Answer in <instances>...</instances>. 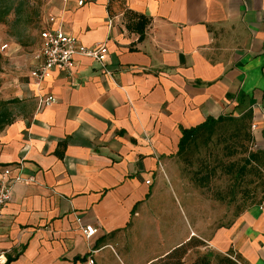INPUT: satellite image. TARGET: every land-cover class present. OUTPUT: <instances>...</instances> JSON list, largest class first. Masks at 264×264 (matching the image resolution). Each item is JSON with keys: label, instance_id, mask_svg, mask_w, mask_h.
Segmentation results:
<instances>
[{"label": "crops", "instance_id": "obj_1", "mask_svg": "<svg viewBox=\"0 0 264 264\" xmlns=\"http://www.w3.org/2000/svg\"><path fill=\"white\" fill-rule=\"evenodd\" d=\"M45 12L38 46L53 18L108 54L104 68L76 56L42 82L28 74L31 109L0 133V170L20 179L0 215V264H154L193 237L264 264L258 206L206 238L176 228L158 253L150 211L156 174L178 175L182 130L246 119L264 153V0H46ZM77 219L97 233L86 239Z\"/></svg>", "mask_w": 264, "mask_h": 264}, {"label": "rangeland", "instance_id": "obj_2", "mask_svg": "<svg viewBox=\"0 0 264 264\" xmlns=\"http://www.w3.org/2000/svg\"><path fill=\"white\" fill-rule=\"evenodd\" d=\"M13 1L14 6L24 4L19 14L11 11L0 24V102H9L7 108L14 121L31 109L27 105L30 97L26 96L28 74L38 48L46 0ZM5 43L10 44L9 50H1ZM251 137L246 120L224 121L214 129L208 142L198 136L181 156H176L178 175L156 174L150 211L157 226V253L167 249L176 228L194 230L206 238L212 230L229 225L246 210L264 208L263 154L259 152L258 159H249L258 151ZM193 239L192 245L197 244L199 239ZM207 253L210 264H216L218 256H225L204 248L203 243L189 250L184 264H192Z\"/></svg>", "mask_w": 264, "mask_h": 264}, {"label": "built area", "instance_id": "obj_3", "mask_svg": "<svg viewBox=\"0 0 264 264\" xmlns=\"http://www.w3.org/2000/svg\"><path fill=\"white\" fill-rule=\"evenodd\" d=\"M82 1H78L81 5ZM54 19L49 18L45 26L39 33L40 44L33 54L32 59L36 66L30 72V78L35 82H42L51 75L55 69L62 71H71L74 68V59L76 56H84L96 61L104 68L108 49L105 44H95L87 47L79 43L76 37L65 32L61 26H54ZM8 46L3 44L1 50H6ZM55 102V97L48 95L39 100V107L45 108ZM255 126H251L254 129ZM255 148V146H254ZM19 178L11 177V168L5 167L0 170V215L3 208L10 202L12 189ZM149 184L150 181H146ZM264 212V208H259ZM79 228L86 239L92 238L97 229L91 225H83L77 219ZM88 264H93L89 260Z\"/></svg>", "mask_w": 264, "mask_h": 264}, {"label": "trees", "instance_id": "obj_4", "mask_svg": "<svg viewBox=\"0 0 264 264\" xmlns=\"http://www.w3.org/2000/svg\"><path fill=\"white\" fill-rule=\"evenodd\" d=\"M23 4H24L23 2H20L17 6H14L13 0H0V24L6 21V18L8 17L11 11H15L17 14H19L22 11ZM134 18H136L138 21L133 23L132 28L134 31H137L139 33L140 37H142L143 29L148 24V20L143 16H136ZM8 103L9 102H5V101L0 102V130H3L5 127H7L13 122L10 116V111L7 108ZM242 120H246V119H242ZM224 121H234V118L221 117L218 119H207L199 126L182 130L176 156H181L188 149L189 145L193 143L198 136H202L203 140L208 142L212 136L214 129ZM257 150H258L257 152L250 154L249 159L251 160L258 159L257 154L261 152L263 154L262 159L264 165V153L259 149ZM192 241H195V239L192 238L187 242L175 247L165 257L158 260L154 264H184V259L187 256L189 250L193 247L203 245V243L200 240L199 241L197 240L198 242H195L197 244L192 245ZM210 257L211 256L209 253L204 254L203 256H200L192 264H210L211 263ZM216 264H240V263L225 255V256H218V259L216 260Z\"/></svg>", "mask_w": 264, "mask_h": 264}]
</instances>
